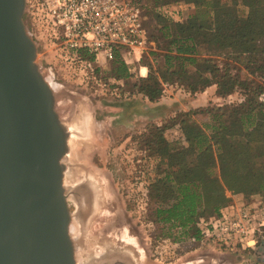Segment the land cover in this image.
<instances>
[{"label": "rangeland", "instance_id": "rangeland-1", "mask_svg": "<svg viewBox=\"0 0 264 264\" xmlns=\"http://www.w3.org/2000/svg\"><path fill=\"white\" fill-rule=\"evenodd\" d=\"M37 1L40 0H27V5H34ZM139 2L145 5L144 21L150 33L159 27V5L165 0ZM168 7L172 10L166 13L167 17L182 22L195 10L194 7L187 10L183 5ZM204 10L203 7L198 9L200 16L204 15ZM240 10L243 15L246 14V7L241 5ZM23 21L37 46L36 63L52 87L55 109L71 127L69 150L63 163L67 170L70 168L74 173H69L68 177L65 175L64 187L72 216L71 225L75 223L79 230L75 234L71 233L76 264L85 251L92 250L102 238L137 252L142 264H264V251L258 248L262 242L264 245L262 236L253 247L244 248L243 244L219 247L210 243L174 256L169 254V243L160 238L161 233L152 222L157 202L147 197L146 168H150L147 164L151 161L145 155V147L152 138L153 128L168 125L171 119H180L188 112L189 117L185 116L190 122L209 132L207 125L211 119L208 110L239 104L245 98L243 90L235 89L221 95L214 83L194 93L167 88L159 99L148 101L135 92L132 86L140 77L138 72L113 85L110 81L95 79L86 69L75 67L73 62L65 59L60 48L48 41L44 34L36 32L26 12ZM154 53H160V50H157L154 42H148L141 63L149 64L152 68H162L161 56ZM202 56L212 57L219 65L227 63L232 71L241 69V78L260 81L255 75H249L237 60L223 54L203 53ZM101 58L104 65L109 64L108 60ZM261 99L264 100V95ZM224 120L230 124L228 112H225ZM166 136L170 144L176 146L182 138L178 125H171ZM230 139L238 141L241 134L231 131ZM205 157L207 153L198 149L187 153L185 159L195 163L199 160L204 162ZM263 163L264 160H260V164ZM208 174L220 182L223 197L231 201V204L243 202L257 208L264 216V190L251 194L228 190L221 180L216 152L213 153V163ZM207 198L211 204L220 200V197L205 196L202 204L205 213L211 210V206H206ZM93 234L97 241L89 239L86 243V238H91Z\"/></svg>", "mask_w": 264, "mask_h": 264}, {"label": "trees", "instance_id": "trees-1", "mask_svg": "<svg viewBox=\"0 0 264 264\" xmlns=\"http://www.w3.org/2000/svg\"><path fill=\"white\" fill-rule=\"evenodd\" d=\"M171 5L195 10L188 13L186 21H175L166 14L172 10L168 7ZM241 5L247 9L244 15ZM159 6V27L150 33L147 30V35L160 50L154 54L161 56L162 68L144 64L147 74L133 82L135 92L154 101L167 88L194 93L214 83L221 95L235 89L243 90L245 95L237 105L208 110L209 132L190 122L186 118L188 112L152 130V138L145 147V155L151 161L147 164L150 168H146L147 197L157 202L152 222L159 229L160 238L169 243L168 253L174 256L202 243L214 242L202 237L201 227L231 204L223 197L220 182L208 174L214 152L221 180L228 190L246 194L264 190V163L260 164L264 160V100L261 99L264 95V0H165ZM141 7L145 12V5ZM202 7L205 13L200 16L198 9ZM77 53L86 63L93 61V55L87 50L79 49ZM203 53L223 54L237 60L249 75H255L260 81L241 78V69L232 71L229 64L219 65L212 57H203ZM91 70L97 79L110 81L111 85L132 75L118 51L105 67L91 64ZM225 112L230 124L224 120ZM171 125H178L182 134L176 146L166 136ZM231 131L239 132L241 139L232 141ZM198 149L207 153L205 165L203 160L191 163L185 159L187 153ZM205 196L220 197L214 204L208 198L205 200L206 206H211L209 213H205L202 205ZM260 236L264 240V233H258L255 245ZM216 245L226 247L218 242Z\"/></svg>", "mask_w": 264, "mask_h": 264}, {"label": "water", "instance_id": "water-1", "mask_svg": "<svg viewBox=\"0 0 264 264\" xmlns=\"http://www.w3.org/2000/svg\"><path fill=\"white\" fill-rule=\"evenodd\" d=\"M25 5L0 0V264H76L64 187L70 129L36 63Z\"/></svg>", "mask_w": 264, "mask_h": 264}, {"label": "built area", "instance_id": "built-area-1", "mask_svg": "<svg viewBox=\"0 0 264 264\" xmlns=\"http://www.w3.org/2000/svg\"><path fill=\"white\" fill-rule=\"evenodd\" d=\"M25 12L36 32L44 34L60 48L65 59L86 69L93 78L97 79L91 64L105 67L101 57L110 61L116 51L131 74L146 76L147 67L141 59L147 43L153 42L148 39L144 12L137 0H40L30 6L26 0ZM79 49L91 53L93 61L86 63L78 55ZM263 229L264 216L257 208L243 202L230 204L202 225V237L214 242L201 245L218 242L226 247L240 244L253 247L256 235Z\"/></svg>", "mask_w": 264, "mask_h": 264}, {"label": "flooded vegetation", "instance_id": "flooded-vegetation-1", "mask_svg": "<svg viewBox=\"0 0 264 264\" xmlns=\"http://www.w3.org/2000/svg\"><path fill=\"white\" fill-rule=\"evenodd\" d=\"M89 239L97 241L94 234L91 238H86V243ZM78 264H142V262L137 252L134 253L115 242L103 240L102 238V241H97L92 250L85 251V254L79 258Z\"/></svg>", "mask_w": 264, "mask_h": 264}, {"label": "bare ground", "instance_id": "bare-ground-1", "mask_svg": "<svg viewBox=\"0 0 264 264\" xmlns=\"http://www.w3.org/2000/svg\"><path fill=\"white\" fill-rule=\"evenodd\" d=\"M67 125H68V124H67ZM68 127H69V129H70V131H71V127H70V126H68ZM69 173L72 174V175L74 174L73 171H72V169H70V168L66 171V174H65V175L68 177V174H69ZM68 184H69V183H68ZM96 198H97V197H96ZM97 199H98V198H97ZM97 199H96V201H97ZM70 229H71V233H72V234H75V232L78 230L77 225H76L75 223H73V224L71 225ZM121 233H124V232L121 231ZM88 247H89V246H88ZM88 249H89V248H88Z\"/></svg>", "mask_w": 264, "mask_h": 264}]
</instances>
